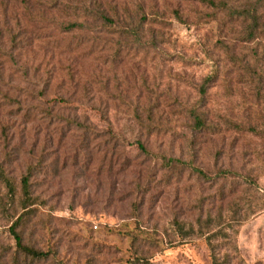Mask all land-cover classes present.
Masks as SVG:
<instances>
[{
    "label": "rangeland",
    "instance_id": "1",
    "mask_svg": "<svg viewBox=\"0 0 264 264\" xmlns=\"http://www.w3.org/2000/svg\"><path fill=\"white\" fill-rule=\"evenodd\" d=\"M253 4L0 0V264H264Z\"/></svg>",
    "mask_w": 264,
    "mask_h": 264
},
{
    "label": "trees",
    "instance_id": "2",
    "mask_svg": "<svg viewBox=\"0 0 264 264\" xmlns=\"http://www.w3.org/2000/svg\"><path fill=\"white\" fill-rule=\"evenodd\" d=\"M256 3H258L259 6L253 4L251 8H244L241 11L237 12V18L238 19L240 18L241 21H246L247 19H249V23L247 24L245 29H247L246 30L247 33L252 37H254V35L257 33L258 28L260 29L261 32L264 33V0H256ZM220 5H222V3L219 4V6ZM104 19L109 20L106 17H104ZM194 116H195V123L198 126L202 127L203 126L202 118L195 113ZM21 184H22V193H23V198L21 201L23 202L30 197L29 189H28L29 186L28 176H24L22 178ZM6 185L9 188L10 193L15 194L14 187L12 186V184H10L9 181H6ZM22 206L25 207V204H22ZM10 230L15 239L17 248L23 251L26 255L31 256L32 258H45L48 256L47 252L35 250L31 247L22 244V239L20 235L14 230L13 227H11Z\"/></svg>",
    "mask_w": 264,
    "mask_h": 264
}]
</instances>
